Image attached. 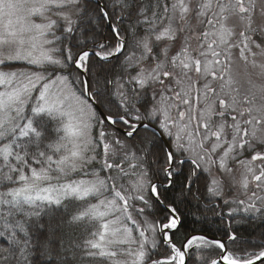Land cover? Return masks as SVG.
I'll list each match as a JSON object with an SVG mask.
<instances>
[{
    "label": "snow or ice",
    "instance_id": "1",
    "mask_svg": "<svg viewBox=\"0 0 264 264\" xmlns=\"http://www.w3.org/2000/svg\"><path fill=\"white\" fill-rule=\"evenodd\" d=\"M0 264H264V0H0Z\"/></svg>",
    "mask_w": 264,
    "mask_h": 264
},
{
    "label": "trees",
    "instance_id": "2",
    "mask_svg": "<svg viewBox=\"0 0 264 264\" xmlns=\"http://www.w3.org/2000/svg\"><path fill=\"white\" fill-rule=\"evenodd\" d=\"M258 226H253L252 228H248L247 231L248 232H254L255 230H257ZM247 234V233H246Z\"/></svg>",
    "mask_w": 264,
    "mask_h": 264
}]
</instances>
